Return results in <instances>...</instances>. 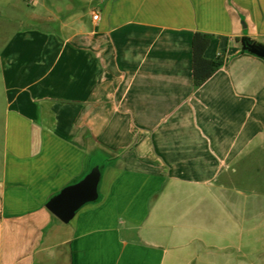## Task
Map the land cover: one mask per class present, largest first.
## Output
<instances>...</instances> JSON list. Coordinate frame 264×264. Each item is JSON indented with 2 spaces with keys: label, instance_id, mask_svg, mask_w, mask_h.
<instances>
[{
  "label": "crops",
  "instance_id": "0c3cea01",
  "mask_svg": "<svg viewBox=\"0 0 264 264\" xmlns=\"http://www.w3.org/2000/svg\"><path fill=\"white\" fill-rule=\"evenodd\" d=\"M29 3L0 53V264H264V59L241 45L264 0ZM196 33L224 60L200 87ZM97 165L63 223L47 203Z\"/></svg>",
  "mask_w": 264,
  "mask_h": 264
},
{
  "label": "water",
  "instance_id": "95a60500",
  "mask_svg": "<svg viewBox=\"0 0 264 264\" xmlns=\"http://www.w3.org/2000/svg\"><path fill=\"white\" fill-rule=\"evenodd\" d=\"M242 52L264 59V44L250 37L241 38ZM101 168L95 166L81 181L69 185L49 200L46 207L63 223H69L84 205L99 198Z\"/></svg>",
  "mask_w": 264,
  "mask_h": 264
},
{
  "label": "rangeland",
  "instance_id": "374dc122",
  "mask_svg": "<svg viewBox=\"0 0 264 264\" xmlns=\"http://www.w3.org/2000/svg\"><path fill=\"white\" fill-rule=\"evenodd\" d=\"M3 5L9 6V10L3 8ZM32 5L29 0H0V53L3 52L12 36L22 29L28 28L30 25H37L39 21H35L32 17ZM47 25H43V27ZM1 72V65H0ZM1 82V74H0ZM264 166V165H263ZM264 171H248L251 176V183L256 185V189L262 185ZM253 176V177H252ZM258 180V182H255ZM253 187V185H252ZM255 188V187H253ZM264 238V235H262ZM258 254L264 256V241L260 245Z\"/></svg>",
  "mask_w": 264,
  "mask_h": 264
},
{
  "label": "trees",
  "instance_id": "16d2710c",
  "mask_svg": "<svg viewBox=\"0 0 264 264\" xmlns=\"http://www.w3.org/2000/svg\"><path fill=\"white\" fill-rule=\"evenodd\" d=\"M213 35L196 33L193 39V80L195 87L203 85L224 63L222 57L209 60L205 52ZM239 40V39H237Z\"/></svg>",
  "mask_w": 264,
  "mask_h": 264
},
{
  "label": "built area",
  "instance_id": "2783aa9c",
  "mask_svg": "<svg viewBox=\"0 0 264 264\" xmlns=\"http://www.w3.org/2000/svg\"><path fill=\"white\" fill-rule=\"evenodd\" d=\"M93 18L96 20V19H98V15L97 14H94L93 15ZM0 217H1V213H0Z\"/></svg>",
  "mask_w": 264,
  "mask_h": 264
}]
</instances>
